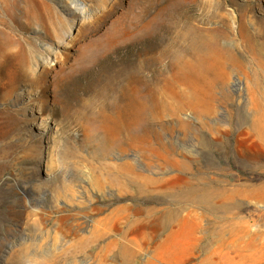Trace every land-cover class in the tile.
<instances>
[{
    "label": "rangeland",
    "instance_id": "obj_1",
    "mask_svg": "<svg viewBox=\"0 0 264 264\" xmlns=\"http://www.w3.org/2000/svg\"><path fill=\"white\" fill-rule=\"evenodd\" d=\"M10 2L0 264H220L264 237V0H154L152 91L137 0Z\"/></svg>",
    "mask_w": 264,
    "mask_h": 264
},
{
    "label": "bare ground",
    "instance_id": "obj_2",
    "mask_svg": "<svg viewBox=\"0 0 264 264\" xmlns=\"http://www.w3.org/2000/svg\"><path fill=\"white\" fill-rule=\"evenodd\" d=\"M147 2L149 3V5H147L148 6L147 8L149 11H146L144 9L145 4H147ZM137 3H138L139 8H141L139 16L144 17L142 18V20L138 21L140 23V29H144V31L142 32V34L139 36V39H138V46L140 50V60L138 61L139 65L137 66L138 72H139L138 78L143 82V84H141L142 89L147 88L149 86V90L152 91L153 84L156 79L155 77L156 75V55H155L154 49L156 47L157 40L159 39L160 30L162 31L164 29L162 28L163 25L161 26V23L158 22V20L161 18V14L157 10V5L155 4L154 0H137ZM12 5L13 3H11L10 0H0V9H8V8H11ZM136 17L137 16H135V18ZM3 23H4V19L1 18L0 16V24H3ZM158 28H161L159 32L157 31ZM4 34H5L4 31L0 29V49L5 48V46L8 43L7 39L6 40L5 39L3 40V38L1 39V36ZM260 129L262 131H260V133H258L257 135L262 136V132L264 131V121L261 123ZM152 181H153L152 178L148 179V182L151 183ZM133 184L139 186L136 180L134 181ZM225 195L226 193L222 192V194L220 195L221 197L220 200H225L228 197L227 196L225 198ZM212 196L213 195L209 190L202 191L198 195V200L201 203L210 204L212 201ZM151 217H149L148 219L151 220ZM131 221H134L135 223H137L140 220L133 219ZM151 221L148 222V224H150L149 226H151L152 224ZM76 225H77L76 219H74L73 221H70L69 223H67V225L63 226L64 233L66 234L73 233L75 231ZM142 238L143 240H145V244H148L149 241L152 239V232L151 231L145 232ZM136 242L139 246L141 245V242L138 239H136ZM231 251L233 252V256L229 257V256L224 255V257L220 260V264H255V261L257 258L264 256V237H262V235H260V233H258L256 230L252 232H248V231H242L240 233L236 232L234 242H232V245H231ZM206 261L208 262V260Z\"/></svg>",
    "mask_w": 264,
    "mask_h": 264
}]
</instances>
